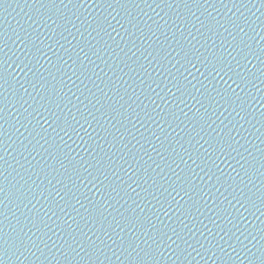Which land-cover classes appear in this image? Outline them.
<instances>
[{"label":"water","instance_id":"obj_1","mask_svg":"<svg viewBox=\"0 0 264 264\" xmlns=\"http://www.w3.org/2000/svg\"><path fill=\"white\" fill-rule=\"evenodd\" d=\"M0 264H264V0H4Z\"/></svg>","mask_w":264,"mask_h":264},{"label":"snow or ice","instance_id":"obj_2","mask_svg":"<svg viewBox=\"0 0 264 264\" xmlns=\"http://www.w3.org/2000/svg\"><path fill=\"white\" fill-rule=\"evenodd\" d=\"M4 3V0H0V5H2Z\"/></svg>","mask_w":264,"mask_h":264}]
</instances>
